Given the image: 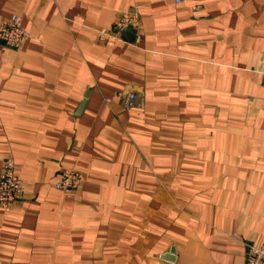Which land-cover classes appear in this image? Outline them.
Wrapping results in <instances>:
<instances>
[{
  "label": "crops",
  "instance_id": "0c3cea01",
  "mask_svg": "<svg viewBox=\"0 0 264 264\" xmlns=\"http://www.w3.org/2000/svg\"><path fill=\"white\" fill-rule=\"evenodd\" d=\"M136 11L140 43L99 41ZM0 264H246L264 236V0H0ZM134 92L126 109L117 94ZM81 172L70 195L60 171Z\"/></svg>",
  "mask_w": 264,
  "mask_h": 264
},
{
  "label": "built area",
  "instance_id": "2783aa9c",
  "mask_svg": "<svg viewBox=\"0 0 264 264\" xmlns=\"http://www.w3.org/2000/svg\"><path fill=\"white\" fill-rule=\"evenodd\" d=\"M125 34L132 36L133 44L140 43L142 23L139 14L134 10L120 13L108 29L97 31L99 41L107 39L122 41ZM28 37L20 15L13 14L0 21V45L17 50ZM117 97L126 109L137 105L138 97L134 92L119 93ZM84 180L81 172L66 168L59 172L53 187L65 195H70L80 188ZM24 192L25 188L18 177L14 161L12 158L4 159L0 172V210L5 214L9 213L13 206L22 200ZM246 264H264V236L260 244L248 247Z\"/></svg>",
  "mask_w": 264,
  "mask_h": 264
},
{
  "label": "rangeland",
  "instance_id": "374dc122",
  "mask_svg": "<svg viewBox=\"0 0 264 264\" xmlns=\"http://www.w3.org/2000/svg\"><path fill=\"white\" fill-rule=\"evenodd\" d=\"M28 33V32H27ZM28 36H29V34H28Z\"/></svg>",
  "mask_w": 264,
  "mask_h": 264
}]
</instances>
